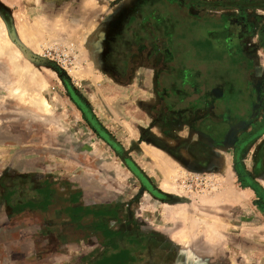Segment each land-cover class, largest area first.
Returning <instances> with one entry per match:
<instances>
[{
    "label": "rangeland",
    "instance_id": "obj_1",
    "mask_svg": "<svg viewBox=\"0 0 264 264\" xmlns=\"http://www.w3.org/2000/svg\"><path fill=\"white\" fill-rule=\"evenodd\" d=\"M130 1L0 4V24L28 50L46 105L23 96L0 57V264H264V200L239 178L232 149L214 148L154 100L165 103L157 82L169 64L148 18L145 42L120 49L119 72L101 64L108 25ZM163 1L175 18L242 23L264 77V0ZM213 2L221 7L205 6ZM259 145L241 165L264 195Z\"/></svg>",
    "mask_w": 264,
    "mask_h": 264
},
{
    "label": "flooded vegetation",
    "instance_id": "obj_2",
    "mask_svg": "<svg viewBox=\"0 0 264 264\" xmlns=\"http://www.w3.org/2000/svg\"><path fill=\"white\" fill-rule=\"evenodd\" d=\"M170 5L163 0L130 1L129 8L121 9L108 25L101 64L112 74L119 72L125 58L120 49L144 41L142 22L148 18L165 40L169 64L157 82L166 91L162 106L179 110L182 127L211 139L214 148L229 146L239 178L263 201L260 187L241 165L243 153L260 144L254 171L264 175V77L247 49L251 34L242 23L221 16L188 13L175 18ZM204 5L221 7L216 2Z\"/></svg>",
    "mask_w": 264,
    "mask_h": 264
},
{
    "label": "bare ground",
    "instance_id": "obj_3",
    "mask_svg": "<svg viewBox=\"0 0 264 264\" xmlns=\"http://www.w3.org/2000/svg\"><path fill=\"white\" fill-rule=\"evenodd\" d=\"M0 43V57L6 58L7 61L11 63L17 76L21 78L22 87L20 90L23 96L30 98L40 108L46 107L42 97L36 96L40 88V83L36 77V74L30 70L31 68H29V64L26 62L27 60L25 57L20 52H18L12 42L8 40L3 30L2 24H0Z\"/></svg>",
    "mask_w": 264,
    "mask_h": 264
},
{
    "label": "crops",
    "instance_id": "obj_4",
    "mask_svg": "<svg viewBox=\"0 0 264 264\" xmlns=\"http://www.w3.org/2000/svg\"><path fill=\"white\" fill-rule=\"evenodd\" d=\"M22 1H24V0H0V4L2 5V6H4V8H6V9H9V10H15L16 9V7H18L19 6V4H21V2ZM19 9V8H18ZM13 15H15V14H13ZM13 37V36H12ZM21 38L23 39L24 38V41L26 40V38L22 35L21 36ZM61 40H63L62 38H60V41ZM15 43H17V45H19L18 46V50L23 54V56L25 57V58H28L27 56L29 55V53H28V50H26V48H24V43H23V45H22V43H20V40L19 41H14ZM28 54V55H27ZM6 59V58H5ZM6 62H7V59H6ZM156 94L157 93H155L154 94V100H156V102L158 101L159 102V104H157V105H162L163 104V101H160V100H158L157 98H156ZM153 101V100H152ZM156 102H155V104H156ZM162 102V103H161ZM149 247V246H148ZM150 249H155V250H158L157 248H155V247H153L152 246V244L150 243V247H149V249H148V251L150 250ZM150 254H152L153 252H149Z\"/></svg>",
    "mask_w": 264,
    "mask_h": 264
},
{
    "label": "water",
    "instance_id": "obj_5",
    "mask_svg": "<svg viewBox=\"0 0 264 264\" xmlns=\"http://www.w3.org/2000/svg\"><path fill=\"white\" fill-rule=\"evenodd\" d=\"M28 55V54H27ZM29 59H30V55L27 56ZM33 60V59H32ZM35 60V61H34ZM33 62L38 64V65H48L49 62L43 60V59H40V58H36L34 59ZM49 66V65H48ZM22 193V192H21ZM25 192L23 191L22 194H24Z\"/></svg>",
    "mask_w": 264,
    "mask_h": 264
},
{
    "label": "built area",
    "instance_id": "obj_6",
    "mask_svg": "<svg viewBox=\"0 0 264 264\" xmlns=\"http://www.w3.org/2000/svg\"><path fill=\"white\" fill-rule=\"evenodd\" d=\"M44 60V59H43ZM47 61V60H46ZM48 62H50V60H48Z\"/></svg>",
    "mask_w": 264,
    "mask_h": 264
}]
</instances>
